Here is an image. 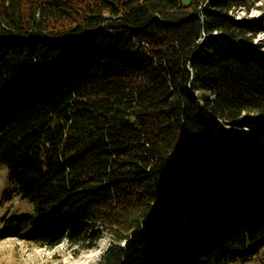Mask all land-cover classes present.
<instances>
[{"label": "trees", "instance_id": "obj_1", "mask_svg": "<svg viewBox=\"0 0 264 264\" xmlns=\"http://www.w3.org/2000/svg\"><path fill=\"white\" fill-rule=\"evenodd\" d=\"M252 0H0V239L96 264H264ZM29 210V209H28ZM207 214L208 218L202 216ZM183 243V244H182Z\"/></svg>", "mask_w": 264, "mask_h": 264}, {"label": "rangeland", "instance_id": "obj_2", "mask_svg": "<svg viewBox=\"0 0 264 264\" xmlns=\"http://www.w3.org/2000/svg\"><path fill=\"white\" fill-rule=\"evenodd\" d=\"M182 5H188L190 0H180ZM253 8L250 12L241 9L234 10L231 15L236 21H249L260 24L261 32L253 38L251 45H246L255 53L264 57V0H252ZM261 128L258 133L252 132L249 128L232 127L230 124H225L226 138L231 140L234 136L246 140L250 148L259 154L264 155V120H256ZM7 169L4 164L0 163V193L6 186ZM29 209V210H28ZM31 210L28 202L21 200H13L3 203L0 209V229L3 224L1 221L4 216L12 215L17 212H27ZM202 218L207 219L205 213ZM110 244V239L103 232L95 241L92 248L86 250H78L75 246L69 245L64 239L62 242L53 247H36L22 241L16 237L9 236L0 239V264H96L101 254ZM183 244V243H182ZM259 258H251L242 262L233 264H259Z\"/></svg>", "mask_w": 264, "mask_h": 264}]
</instances>
